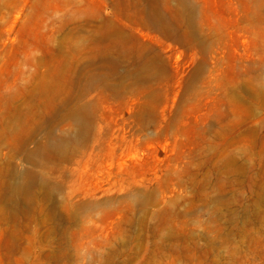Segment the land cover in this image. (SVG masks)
I'll return each mask as SVG.
<instances>
[{"label": "rangeland", "instance_id": "1", "mask_svg": "<svg viewBox=\"0 0 264 264\" xmlns=\"http://www.w3.org/2000/svg\"><path fill=\"white\" fill-rule=\"evenodd\" d=\"M0 264H264V0H0Z\"/></svg>", "mask_w": 264, "mask_h": 264}, {"label": "bare ground", "instance_id": "2", "mask_svg": "<svg viewBox=\"0 0 264 264\" xmlns=\"http://www.w3.org/2000/svg\"><path fill=\"white\" fill-rule=\"evenodd\" d=\"M76 118L78 119V122H80V118L78 114L75 115ZM22 188L20 186L14 185V191H20Z\"/></svg>", "mask_w": 264, "mask_h": 264}]
</instances>
